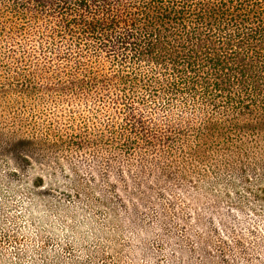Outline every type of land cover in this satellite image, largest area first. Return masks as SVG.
<instances>
[{
  "label": "trees",
  "instance_id": "1",
  "mask_svg": "<svg viewBox=\"0 0 264 264\" xmlns=\"http://www.w3.org/2000/svg\"><path fill=\"white\" fill-rule=\"evenodd\" d=\"M263 135L264 0H0V154L33 195L103 207L165 155L257 161Z\"/></svg>",
  "mask_w": 264,
  "mask_h": 264
},
{
  "label": "rangeland",
  "instance_id": "2",
  "mask_svg": "<svg viewBox=\"0 0 264 264\" xmlns=\"http://www.w3.org/2000/svg\"><path fill=\"white\" fill-rule=\"evenodd\" d=\"M211 152L165 155L160 171L127 176L130 191L103 188V207L95 195H33L0 154V264H264V154L229 163ZM125 158L117 162L137 164ZM67 160L81 173L92 163ZM99 176L111 187L107 172Z\"/></svg>",
  "mask_w": 264,
  "mask_h": 264
}]
</instances>
